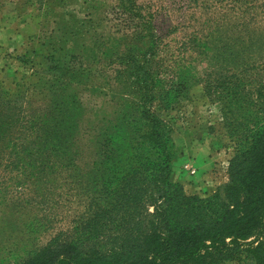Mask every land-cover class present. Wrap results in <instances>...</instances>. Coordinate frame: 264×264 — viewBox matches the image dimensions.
<instances>
[{
  "label": "rangeland",
  "instance_id": "374dc122",
  "mask_svg": "<svg viewBox=\"0 0 264 264\" xmlns=\"http://www.w3.org/2000/svg\"><path fill=\"white\" fill-rule=\"evenodd\" d=\"M261 61L264 0H0V261L71 240L147 158L138 175L224 198L247 122L230 82Z\"/></svg>",
  "mask_w": 264,
  "mask_h": 264
},
{
  "label": "trees",
  "instance_id": "16d2710c",
  "mask_svg": "<svg viewBox=\"0 0 264 264\" xmlns=\"http://www.w3.org/2000/svg\"><path fill=\"white\" fill-rule=\"evenodd\" d=\"M259 64L264 74V61ZM261 80L243 92L241 83L229 81L233 87L226 106H247L242 115L247 122L241 124L244 132L231 129L238 175L224 198L193 202L180 194L181 184L172 183L169 175H138L143 167H162L147 158L140 172L105 188L107 209L93 205L98 190L90 195L88 213L97 207L75 227L71 240L62 242L58 234L47 247L30 253L27 245H19L9 251L12 264H264V76ZM3 178L8 182L0 174ZM108 243L113 245L109 253L104 251ZM1 252L5 254L4 248Z\"/></svg>",
  "mask_w": 264,
  "mask_h": 264
}]
</instances>
